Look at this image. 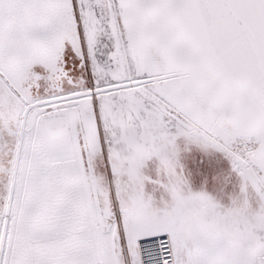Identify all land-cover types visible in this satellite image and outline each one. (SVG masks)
I'll return each mask as SVG.
<instances>
[{"label": "snow or ice", "instance_id": "obj_1", "mask_svg": "<svg viewBox=\"0 0 264 264\" xmlns=\"http://www.w3.org/2000/svg\"><path fill=\"white\" fill-rule=\"evenodd\" d=\"M0 264H264V0H0Z\"/></svg>", "mask_w": 264, "mask_h": 264}]
</instances>
